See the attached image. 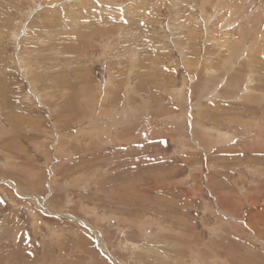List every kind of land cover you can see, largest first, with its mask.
I'll return each instance as SVG.
<instances>
[{
  "label": "rangeland",
  "instance_id": "obj_1",
  "mask_svg": "<svg viewBox=\"0 0 264 264\" xmlns=\"http://www.w3.org/2000/svg\"><path fill=\"white\" fill-rule=\"evenodd\" d=\"M0 264H264V0H0Z\"/></svg>",
  "mask_w": 264,
  "mask_h": 264
},
{
  "label": "bare ground",
  "instance_id": "obj_2",
  "mask_svg": "<svg viewBox=\"0 0 264 264\" xmlns=\"http://www.w3.org/2000/svg\"><path fill=\"white\" fill-rule=\"evenodd\" d=\"M135 182V181H134ZM98 235V234H97ZM104 244V243H103Z\"/></svg>",
  "mask_w": 264,
  "mask_h": 264
}]
</instances>
